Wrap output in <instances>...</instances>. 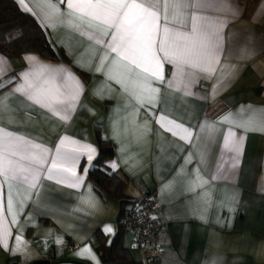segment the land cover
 <instances>
[{"label": "crops", "instance_id": "0c3cea01", "mask_svg": "<svg viewBox=\"0 0 264 264\" xmlns=\"http://www.w3.org/2000/svg\"><path fill=\"white\" fill-rule=\"evenodd\" d=\"M14 1L37 20L58 57L47 58L37 51L9 54L0 50L4 68L0 80L11 81L0 86V128L49 149L45 168L63 137L91 145L96 153L91 163L81 156L76 164L77 175L84 177L78 187L68 186L60 175L48 179L45 170L35 188H14V194L19 193V214L17 223L11 225L8 250L0 245V264H38L44 255L54 264H104L98 246L112 242L120 232L125 209L146 191H155L160 202L155 213L159 252L157 258L147 260L135 243L134 233L123 228V246L136 261L264 264V129L245 131L222 122L228 114L237 119L264 120V0H208L212 7L185 9L178 22H172L169 15L168 26L174 31H191L193 11L221 23L220 51L210 64L211 74L198 73L187 90L184 83L168 86L175 69L165 63L164 82L151 81L160 89L155 106L137 103L132 82L145 74L138 69L128 74L123 68L112 67L115 53L109 52L103 71L96 70L106 45L90 38L95 28L81 24L77 30L69 25L66 15L47 7L56 4L66 13V4L24 0L31 9L25 11L19 0ZM211 26L217 30V23ZM163 27L162 21L158 39ZM28 56L36 60L29 61ZM34 64L67 69L79 81V95L68 119L14 91ZM121 73L130 76L129 91L110 78ZM74 87L70 82V88ZM158 115L190 128L191 141L162 128ZM205 124L215 130H202ZM230 129L236 138L243 137L238 159L224 145ZM98 135L114 146V156L105 161V169L124 181L123 200L98 187L89 175L99 154ZM197 174L205 183L189 190ZM7 192V184L2 183L0 196L5 203ZM106 226L112 231L105 232ZM17 235L22 239L21 250L13 253ZM75 243L77 247L71 249ZM85 246L91 255H77Z\"/></svg>", "mask_w": 264, "mask_h": 264}, {"label": "snow or ice", "instance_id": "6c2138e0", "mask_svg": "<svg viewBox=\"0 0 264 264\" xmlns=\"http://www.w3.org/2000/svg\"><path fill=\"white\" fill-rule=\"evenodd\" d=\"M66 4L67 12L62 13L56 4L47 5L54 13L66 15L71 27L79 30L81 24H87L89 28H95V33H90L91 39L96 43H104L106 51L100 59L97 71L104 70V62L108 59L109 52L115 53L112 67H119L125 73H132L138 69L144 73L139 81H133L132 95L138 104L143 106L148 103L155 106L159 88L153 87L151 81L164 82V64H170L175 71L172 79L168 81L171 88L177 83H184L185 90L198 78V73L211 74L213 69L210 64L217 60L220 51V36L218 28L222 27L219 22L210 21L207 17L197 15L195 11L190 14L191 31H174L169 25V15L172 22H178V17L183 10L192 8L200 9L212 7L208 0H193L185 3L184 0H59ZM25 11H30L24 0H19ZM79 21V23H77ZM164 27L161 36V22ZM217 23V30L212 29V24ZM104 37H110L105 40ZM29 61H35L33 56L26 57ZM0 61V74L4 73ZM111 70V69H110ZM121 73L110 76L117 83L129 91V75ZM139 76V73H137ZM74 84V88H70ZM11 81L0 80V86ZM139 91H136V85ZM79 81L67 69L51 67L45 64H34L31 71L23 74V83L18 84L15 92L23 93L29 100L49 109L61 118L68 119V113L74 107L79 95ZM187 94H191L190 92ZM155 115V114H154ZM157 121L161 127L178 136L181 140L191 141L192 130L166 115H158ZM222 122H231L245 131L249 129H264V120L257 121L254 117L237 119L232 114L222 118ZM202 130L214 126L202 125ZM243 144V137L236 138V134L228 131L224 145L229 151L236 154L238 159ZM71 146V147H69ZM49 149L35 144L22 136H17L0 128V177L8 187L6 203L0 196V245L8 250L9 238L12 237L11 225L17 223L19 208L17 207L14 188L18 185H27L28 189L35 188L43 172H47V178L60 175L68 181V186L78 187L84 177L77 175L76 164L81 156H86L91 163L96 149L88 144H80L63 137L55 149V155L49 164ZM70 165V166H68ZM113 168L115 164L111 165ZM85 168L84 172L87 173ZM0 183V188H2ZM205 181L198 174L195 180L190 181L189 190L200 187ZM27 198V192L25 193ZM22 207V201L20 202ZM9 217L11 218L9 220ZM105 232H111L110 226L105 227ZM16 247L11 249L13 253L21 250L22 239L15 236ZM91 255L88 246L81 249L77 255ZM92 259H95L92 256Z\"/></svg>", "mask_w": 264, "mask_h": 264}, {"label": "trees", "instance_id": "16d2710c", "mask_svg": "<svg viewBox=\"0 0 264 264\" xmlns=\"http://www.w3.org/2000/svg\"><path fill=\"white\" fill-rule=\"evenodd\" d=\"M0 50L9 54L37 51L47 58L58 57L57 50L37 20L22 11L14 0H0ZM98 147L96 166L89 171V175L98 187L123 200L124 181L116 173L105 169V161L114 156V146L110 140L98 135ZM122 231L120 224V232L112 242L98 246L104 264H141L123 246Z\"/></svg>", "mask_w": 264, "mask_h": 264}, {"label": "built area", "instance_id": "2783aa9c", "mask_svg": "<svg viewBox=\"0 0 264 264\" xmlns=\"http://www.w3.org/2000/svg\"><path fill=\"white\" fill-rule=\"evenodd\" d=\"M160 207L155 191H146L133 201L121 216L120 224L124 229L134 233L135 243L142 247L147 260H154L158 256L157 243L159 225L155 213ZM77 247L72 244L71 249ZM38 264H54L51 257L44 255V260Z\"/></svg>", "mask_w": 264, "mask_h": 264}]
</instances>
